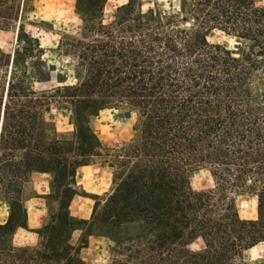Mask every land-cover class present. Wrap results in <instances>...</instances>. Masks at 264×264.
Returning <instances> with one entry per match:
<instances>
[{"label":"trees","instance_id":"1","mask_svg":"<svg viewBox=\"0 0 264 264\" xmlns=\"http://www.w3.org/2000/svg\"><path fill=\"white\" fill-rule=\"evenodd\" d=\"M105 1L76 0L79 36L60 40L76 58L74 83L32 88L47 79L33 71L42 50L22 22L12 54L0 48V264H84L76 229L80 245L110 241L107 264H253L248 252L264 244V0H177L171 12L126 0L107 23ZM10 2L0 0V25ZM213 30L235 44L209 41ZM51 99L67 105L71 132L45 118ZM120 107L136 115L133 135L103 147L90 117ZM95 163L109 168L110 190L79 219L68 210L76 169ZM199 168L212 186L193 190ZM34 172L48 174L55 205L36 243L15 245ZM242 190L255 197L254 218L239 216L231 194Z\"/></svg>","mask_w":264,"mask_h":264},{"label":"rangeland","instance_id":"2","mask_svg":"<svg viewBox=\"0 0 264 264\" xmlns=\"http://www.w3.org/2000/svg\"><path fill=\"white\" fill-rule=\"evenodd\" d=\"M13 8L12 19L0 25V48L12 54L16 47V29L22 22L25 33L37 38L42 50L40 65L33 67L34 73H39L45 81H33L35 90L49 89L56 85L74 83L76 58L71 51L60 42L64 37H78L81 20L75 12L76 0H11ZM157 2L166 11H172L169 3L176 6L177 0H140L141 10ZM126 0H106L102 10V21L113 20L117 6ZM188 26V23L184 24ZM209 41L225 43L229 47L235 40L225 36L218 30L207 35ZM57 78L64 79L59 82ZM44 116L51 121L58 132L67 133L73 130V120L66 104L56 103L54 99L44 107ZM136 115L126 107L104 108L90 117V127L96 134L103 147L116 148L127 142L133 135ZM48 174L33 173L23 188L24 205L27 211V228H19L12 237L15 245H34L37 240L35 230L40 226L48 207L55 203L44 196L48 192ZM77 194L69 203V213L79 219L90 217L94 202L101 200L110 190L111 173L106 165L101 163L78 167L75 174ZM193 190L205 189L212 186L209 172L205 168L195 170L189 178ZM235 204L240 217H255V197L247 190L234 192ZM7 215L6 203L0 199V221ZM83 231L76 229L71 236V242L76 246L78 255L84 264H107L110 257V241L105 237L90 235L85 244L80 245L79 239ZM199 241L192 246L198 247ZM248 255L253 264H264V244L252 248Z\"/></svg>","mask_w":264,"mask_h":264},{"label":"crops","instance_id":"3","mask_svg":"<svg viewBox=\"0 0 264 264\" xmlns=\"http://www.w3.org/2000/svg\"><path fill=\"white\" fill-rule=\"evenodd\" d=\"M34 173H40V174H42L41 172H34ZM33 174V173H32ZM46 174V173H45ZM5 219H3L2 221H0V223L1 222H3ZM15 234V233H14Z\"/></svg>","mask_w":264,"mask_h":264}]
</instances>
